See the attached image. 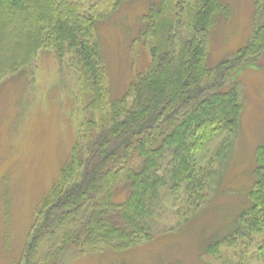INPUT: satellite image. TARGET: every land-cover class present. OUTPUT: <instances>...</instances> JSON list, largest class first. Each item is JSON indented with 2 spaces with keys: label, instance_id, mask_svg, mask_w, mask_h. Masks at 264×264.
<instances>
[{
  "label": "trees",
  "instance_id": "obj_1",
  "mask_svg": "<svg viewBox=\"0 0 264 264\" xmlns=\"http://www.w3.org/2000/svg\"><path fill=\"white\" fill-rule=\"evenodd\" d=\"M85 1L0 0V80L28 65L38 51L54 47L59 60L70 58L88 98L83 132L46 205L48 220L30 235L23 256L28 264H44L82 242L129 246L149 235L160 193L177 198L179 190L200 192L210 179L209 171L201 170L203 144L222 131L230 147L236 136L238 88L236 82L234 90L227 84L264 58V0H255L249 43L216 66L205 53L208 29L227 4L157 0L149 5L139 36L150 54L149 67L122 98L112 100L93 36L98 21L125 0H101L88 10ZM257 157L239 224L210 242L209 254L215 256V248L244 225L260 236L254 254L264 264V146ZM118 184L127 195L115 202ZM118 224L130 227L122 232ZM98 230L105 240L94 237Z\"/></svg>",
  "mask_w": 264,
  "mask_h": 264
},
{
  "label": "rangeland",
  "instance_id": "obj_2",
  "mask_svg": "<svg viewBox=\"0 0 264 264\" xmlns=\"http://www.w3.org/2000/svg\"><path fill=\"white\" fill-rule=\"evenodd\" d=\"M99 1H85L86 10ZM156 1L125 0L97 23L93 39L112 100L122 98L129 83L149 67L150 54L139 36L143 17ZM223 1L227 10L216 13L208 29L210 66L245 47L256 25L255 0ZM69 59L59 60L54 47L42 49L28 65L0 80V264H28L23 256L30 235L48 220L46 205L83 132L88 98ZM255 65L227 82L232 90L235 82L238 88L236 136L230 147L222 131L203 144L201 170L209 171L210 179L200 192L179 190L177 198L160 193L149 235L129 246L82 242L44 264H261L254 254L261 238L244 225L215 248V256L208 253L209 243L237 223L254 180L258 149L264 146V58ZM126 195L124 184H118L114 201ZM117 226L122 232L130 227ZM99 233L94 237L105 240Z\"/></svg>",
  "mask_w": 264,
  "mask_h": 264
}]
</instances>
